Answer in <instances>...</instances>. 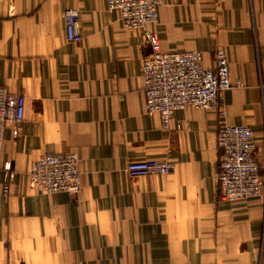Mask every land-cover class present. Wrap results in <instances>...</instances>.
<instances>
[{
  "label": "crops",
  "instance_id": "0c3cea01",
  "mask_svg": "<svg viewBox=\"0 0 264 264\" xmlns=\"http://www.w3.org/2000/svg\"><path fill=\"white\" fill-rule=\"evenodd\" d=\"M68 8L79 12L77 44L65 40ZM153 29L162 52L198 50L206 69L225 52L224 117L187 108L164 130L146 115L149 49L105 0H0V87L25 100L0 148V190L3 164L16 174L0 205V264H264V0H162ZM222 123L253 133L259 198H220ZM48 153L77 154V195L29 186L30 164ZM154 159L172 172L125 173L128 162Z\"/></svg>",
  "mask_w": 264,
  "mask_h": 264
},
{
  "label": "built area",
  "instance_id": "2783aa9c",
  "mask_svg": "<svg viewBox=\"0 0 264 264\" xmlns=\"http://www.w3.org/2000/svg\"><path fill=\"white\" fill-rule=\"evenodd\" d=\"M108 12H117L126 31H141L149 54L143 59L140 75L144 94V112L148 116L158 114L162 128L169 130L172 114L187 108L204 110L219 107L224 94L233 85L230 81L229 62L225 52L214 54V67H202V53L198 50L162 52L159 38L153 27L158 22L162 0H105ZM65 40L79 43L82 39L79 12L75 8L63 11ZM240 86L239 82L236 84ZM25 100L21 95L10 94L0 87V148L6 123L18 124L24 118ZM218 158L217 183L220 198L227 203L247 202L261 196L263 181L255 157L254 137L251 129L243 125L222 123L216 132ZM79 158L75 153H48L30 164L29 186L44 195L65 192L77 195L81 189ZM173 165L164 160H139L128 162L125 173L129 178L151 175L167 176ZM3 183L0 205L12 196L15 172L10 163L2 166ZM0 242L1 217H0ZM5 244V243H4Z\"/></svg>",
  "mask_w": 264,
  "mask_h": 264
}]
</instances>
